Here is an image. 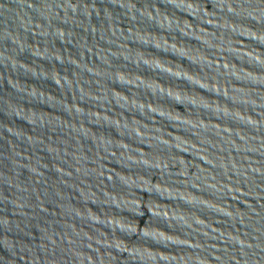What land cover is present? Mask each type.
<instances>
[{
    "label": "water",
    "instance_id": "water-1",
    "mask_svg": "<svg viewBox=\"0 0 264 264\" xmlns=\"http://www.w3.org/2000/svg\"><path fill=\"white\" fill-rule=\"evenodd\" d=\"M0 264H264V0H0Z\"/></svg>",
    "mask_w": 264,
    "mask_h": 264
}]
</instances>
